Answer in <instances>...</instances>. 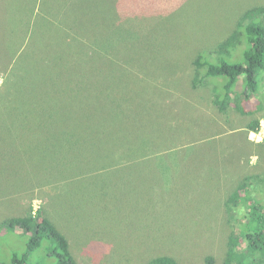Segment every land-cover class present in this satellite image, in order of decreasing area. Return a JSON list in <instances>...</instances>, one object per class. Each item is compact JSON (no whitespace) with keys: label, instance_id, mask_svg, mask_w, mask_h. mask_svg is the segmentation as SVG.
<instances>
[{"label":"rangeland","instance_id":"rangeland-1","mask_svg":"<svg viewBox=\"0 0 264 264\" xmlns=\"http://www.w3.org/2000/svg\"><path fill=\"white\" fill-rule=\"evenodd\" d=\"M263 10L264 0H0L2 257L30 240L3 221L32 207L80 264L160 254L224 264L247 214L228 199L264 173V68L245 110L221 112L223 78L193 87L194 60L242 23H264ZM63 127L70 135L57 136ZM49 254L42 245L30 263Z\"/></svg>","mask_w":264,"mask_h":264},{"label":"trees","instance_id":"trees-1","mask_svg":"<svg viewBox=\"0 0 264 264\" xmlns=\"http://www.w3.org/2000/svg\"><path fill=\"white\" fill-rule=\"evenodd\" d=\"M259 12V9L249 10L244 19ZM242 24L243 27H239L219 43L217 48L199 54L194 60L196 73L192 79L193 87L198 88L212 81V78H223L222 87L217 88L213 96V103L221 112H225L233 103L237 109L245 110L242 104L255 94L257 76L264 68V23L252 21ZM241 56L244 60H238ZM60 113L61 110L57 112V118L62 119ZM247 127L257 130L260 120L250 122ZM62 132L63 134L57 132V136L70 135L67 127H63ZM67 141L60 145L65 146ZM171 149L180 148H166L160 151ZM91 169L92 167L89 171ZM263 183L264 173L247 175L228 199L227 204L230 207L247 206L245 218L248 216V219L240 221L238 226L241 224V227H236L238 235L230 237L224 264H264V203L259 199L264 196V192L262 188L257 187ZM249 185L257 188L252 189ZM2 224L19 233L30 234V240L22 252H16L11 257L3 258L0 253V264H31V254L42 245L50 250L45 264H80L72 252L68 236L41 208L34 212L31 207L24 215L10 216ZM147 264L181 263L170 254H160L152 257Z\"/></svg>","mask_w":264,"mask_h":264}]
</instances>
